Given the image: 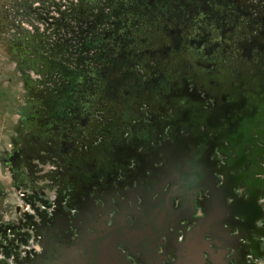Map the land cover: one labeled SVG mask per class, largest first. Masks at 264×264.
Wrapping results in <instances>:
<instances>
[{
    "label": "flooded vegetation",
    "instance_id": "1",
    "mask_svg": "<svg viewBox=\"0 0 264 264\" xmlns=\"http://www.w3.org/2000/svg\"><path fill=\"white\" fill-rule=\"evenodd\" d=\"M97 1L94 84L9 130L0 161L33 213L0 215V264H175L203 222L206 264H264V0Z\"/></svg>",
    "mask_w": 264,
    "mask_h": 264
},
{
    "label": "rangeland",
    "instance_id": "2",
    "mask_svg": "<svg viewBox=\"0 0 264 264\" xmlns=\"http://www.w3.org/2000/svg\"><path fill=\"white\" fill-rule=\"evenodd\" d=\"M70 1L76 3L78 0ZM64 3V0H0V159L4 156L8 137L14 134L9 130L17 126L16 122L22 120L27 111L22 108L26 102L34 115L39 109L36 101L40 96L50 104H57L62 88L55 87V76L40 73L35 68L36 55L27 41L34 43L36 37L49 34L56 28L55 24L64 20L59 12L63 10L60 4ZM58 28L64 33V28ZM162 31L165 32L163 40L168 42V32ZM62 36L67 37L68 33ZM30 118L38 119L36 116ZM18 192L0 161V215L6 216L23 205Z\"/></svg>",
    "mask_w": 264,
    "mask_h": 264
},
{
    "label": "trees",
    "instance_id": "3",
    "mask_svg": "<svg viewBox=\"0 0 264 264\" xmlns=\"http://www.w3.org/2000/svg\"><path fill=\"white\" fill-rule=\"evenodd\" d=\"M64 1L66 3L60 4L63 10L59 11L64 20L59 25L55 24L56 28L49 34L41 35L43 38L36 37L34 43L27 41V45L31 46V51L36 55L35 68L40 73L47 72L55 76V87L60 89L61 86L59 98L70 93L72 89L82 92L87 88L88 83L94 84L91 79L86 78L88 67L84 63L99 62L103 67L109 62L107 51L101 44L103 37H99L103 30H107L108 22V18L102 15L100 1L78 0L76 3L70 0ZM59 26L64 28V33H61ZM65 33H68L67 37L62 36ZM40 41L43 43L41 44ZM70 54L76 58L77 62L74 64L67 62L75 59ZM99 71L100 69L91 67L90 73ZM36 102L39 103L40 100Z\"/></svg>",
    "mask_w": 264,
    "mask_h": 264
},
{
    "label": "water",
    "instance_id": "4",
    "mask_svg": "<svg viewBox=\"0 0 264 264\" xmlns=\"http://www.w3.org/2000/svg\"><path fill=\"white\" fill-rule=\"evenodd\" d=\"M103 91V89H100ZM207 222L199 223L186 234L185 240L177 246V260L175 264H206L203 253L209 255L208 242L204 240L202 229L206 228ZM213 256V255H212ZM91 262L89 255L83 254L81 257H71L69 254L64 256L67 264H105L103 253H97ZM51 264L50 261L47 262Z\"/></svg>",
    "mask_w": 264,
    "mask_h": 264
},
{
    "label": "built area",
    "instance_id": "5",
    "mask_svg": "<svg viewBox=\"0 0 264 264\" xmlns=\"http://www.w3.org/2000/svg\"><path fill=\"white\" fill-rule=\"evenodd\" d=\"M49 201L50 202L53 201V194L52 193L49 194ZM40 208L43 209V208H45V206L42 205V204H40ZM21 210H27L28 212L33 213V210L28 205H26L25 207L22 205L21 206ZM24 247L25 246H21V253H20L21 256L24 254V252H23V248ZM1 257H2V254L0 253V258ZM7 261H8V264H14V261H13V257L12 256H10L9 258H7Z\"/></svg>",
    "mask_w": 264,
    "mask_h": 264
}]
</instances>
